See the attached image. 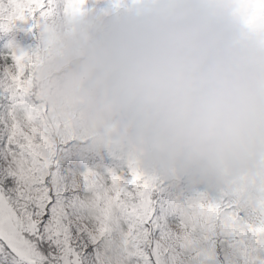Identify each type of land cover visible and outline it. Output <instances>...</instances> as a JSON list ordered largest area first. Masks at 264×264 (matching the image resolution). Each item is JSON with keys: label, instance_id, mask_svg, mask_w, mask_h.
<instances>
[{"label": "clouds", "instance_id": "obj_1", "mask_svg": "<svg viewBox=\"0 0 264 264\" xmlns=\"http://www.w3.org/2000/svg\"><path fill=\"white\" fill-rule=\"evenodd\" d=\"M242 16L238 0H92L41 69L51 100L114 127L169 181L264 167V30Z\"/></svg>", "mask_w": 264, "mask_h": 264}, {"label": "snow or ice", "instance_id": "obj_2", "mask_svg": "<svg viewBox=\"0 0 264 264\" xmlns=\"http://www.w3.org/2000/svg\"><path fill=\"white\" fill-rule=\"evenodd\" d=\"M81 2L0 0V264H264V200L47 134L17 30Z\"/></svg>", "mask_w": 264, "mask_h": 264}, {"label": "trees", "instance_id": "obj_3", "mask_svg": "<svg viewBox=\"0 0 264 264\" xmlns=\"http://www.w3.org/2000/svg\"><path fill=\"white\" fill-rule=\"evenodd\" d=\"M91 3L92 0H82L78 4L62 6L56 15L52 13L42 19L38 17V23L28 28L31 39L28 33L23 32V29H18L19 36L16 41L18 44L14 50L26 54L23 61L25 66L23 78L29 99L44 117L46 132L50 137L68 140L72 147L85 152L112 150L135 157L124 147L114 127L89 122L84 114L74 106L54 104L51 100L55 87L54 77L50 75L45 80L41 71L49 60L60 54L57 49L56 33L62 30L69 21L79 16L86 7H90ZM238 3L243 13L244 23L252 29L264 30V8L262 11L259 9L261 0H238ZM5 7H8L7 4ZM47 7L45 5V9ZM257 168L259 172L264 167L257 166ZM242 174L222 184H214V186L241 190L251 202L250 186L246 182L249 180H244ZM250 181L253 182V180Z\"/></svg>", "mask_w": 264, "mask_h": 264}, {"label": "rangeland", "instance_id": "obj_4", "mask_svg": "<svg viewBox=\"0 0 264 264\" xmlns=\"http://www.w3.org/2000/svg\"><path fill=\"white\" fill-rule=\"evenodd\" d=\"M263 8H264V0H261L259 9L262 11ZM54 14L56 15L57 13ZM257 170H258L257 167L250 168L249 170L243 172L242 174V178L244 180H249L246 182L249 183L248 186H250L251 202L253 204H258L260 201L264 200V168L259 172H257ZM250 180H253V182Z\"/></svg>", "mask_w": 264, "mask_h": 264}]
</instances>
